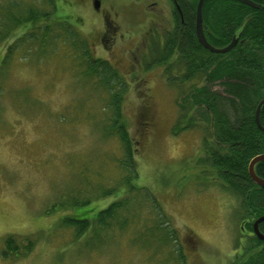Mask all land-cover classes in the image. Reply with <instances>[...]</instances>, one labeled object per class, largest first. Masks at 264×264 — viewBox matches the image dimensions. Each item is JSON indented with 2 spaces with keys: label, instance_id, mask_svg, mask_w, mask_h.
I'll list each match as a JSON object with an SVG mask.
<instances>
[{
  "label": "rangeland",
  "instance_id": "rangeland-1",
  "mask_svg": "<svg viewBox=\"0 0 264 264\" xmlns=\"http://www.w3.org/2000/svg\"><path fill=\"white\" fill-rule=\"evenodd\" d=\"M105 1L113 10L104 22L115 29L106 42L99 39L103 15L86 0H56L53 17L73 25L93 54L113 64L129 83L123 112L137 142L139 177L134 183L149 189L173 219L187 264H240L253 243L252 236L248 241L241 236L242 226L251 232L244 223L248 211L204 162L203 138L213 139L210 126L193 110L189 117L194 123L188 127V116L179 118L177 88L167 85L161 67L145 70L142 65L147 31L159 33L171 26L169 0H155L149 7L154 0L138 7L132 0ZM26 27L0 45V61ZM20 51L0 66V264H147L144 250L132 247L122 233L103 247L88 248L70 227L62 226L65 217L92 221L97 211L121 197L118 189L96 198L117 176L108 151L119 154V146L114 140L105 142L99 121L85 118L86 110L98 109L95 88L74 68L71 55L22 59ZM212 88L220 91L216 84ZM61 113L69 114L66 120L59 121ZM85 182L93 184L85 189ZM64 194L65 202L91 200L46 213ZM7 236L20 246L25 237L33 238L34 245L28 253L21 248L3 258Z\"/></svg>",
  "mask_w": 264,
  "mask_h": 264
},
{
  "label": "trees",
  "instance_id": "trees-1",
  "mask_svg": "<svg viewBox=\"0 0 264 264\" xmlns=\"http://www.w3.org/2000/svg\"><path fill=\"white\" fill-rule=\"evenodd\" d=\"M209 1L203 5V13ZM252 1L259 5L257 9L237 0H215L212 4L223 13L229 7V40L224 38V41L230 42L232 34L242 28L243 37L230 51L212 53L197 43L194 36L197 0H185L182 29L179 31L176 18L173 30H162L161 34L152 30L141 57L145 70L161 67L167 85L177 88L179 118L187 115L188 127L194 123L189 117L193 110L208 122L213 139L209 142L206 134L203 138L204 162L216 171L221 186L247 209L250 219L244 223L251 232L253 222L264 215V187L253 183L247 172L250 160L264 154V132L255 123L256 106L264 98V0ZM56 12V0H0V45L16 29L27 26L24 34L6 46L0 66H7L19 50L22 59L34 54L41 60L57 52L72 56L80 76L87 79L89 87L97 88L92 90V97L96 96L98 109L86 110L85 118L99 121L105 142L116 141L120 151L119 154L108 151L115 159L109 166L117 171V176L96 198L112 196L122 189L121 197L97 211L92 221L65 217L62 226L70 227L74 237L82 238V245L88 248L103 247L122 233L132 247L144 250V263L187 264L173 219L149 189L134 183L139 177L137 142L129 132L123 112L129 83L113 64L93 54L87 40L73 25L55 19ZM215 84L220 91L212 88ZM68 115L61 113L59 121L66 120ZM258 118L264 128V105ZM254 171L264 179V161L257 162ZM85 183V189L93 184ZM65 195L52 203L46 213L57 207L83 206L91 200L72 197L70 203L69 198L64 201ZM257 228L264 235V221ZM251 240L252 247L247 249L248 255L240 264H264V242L255 236ZM33 245V238L25 237L21 247L14 236H7L1 256L8 258L18 254L21 248L28 253Z\"/></svg>",
  "mask_w": 264,
  "mask_h": 264
},
{
  "label": "flooded vegetation",
  "instance_id": "flooded-vegetation-1",
  "mask_svg": "<svg viewBox=\"0 0 264 264\" xmlns=\"http://www.w3.org/2000/svg\"><path fill=\"white\" fill-rule=\"evenodd\" d=\"M198 1V0H197ZM207 0L204 1L203 5L206 3ZM98 2L99 7L96 10L94 8V3ZM141 2H144V0H132L130 3L134 4L135 6H142L143 4H140ZM170 5H171V26L170 28H166L164 30H173L175 28V20L178 18L180 26H179V31L183 27V19H184V10L182 7L184 6L185 8L187 7L185 0H169ZM215 2V0H210L209 1V6L206 7L205 12H202V30L204 37L206 41L211 45H221V46H226L229 44V41L226 42L224 41V38H227L229 40V7L226 8L225 13L223 12H218L219 8L212 6V4ZM87 4H90L92 9L96 11L98 14L103 15V25H102V30L100 32V37L99 39L102 42H106V40H112L113 33H114V28L111 25H108L107 22H104L107 20V15H109L110 10H113V6L111 3L106 2L105 0H86ZM129 3V4H130ZM106 4V6H105ZM155 0L154 2L148 3L146 6L150 5H155ZM144 5V9L146 7ZM141 8V7H140ZM222 10V9H220ZM151 29L147 31V35L151 33ZM162 31L159 32L161 34ZM194 36L196 38V33H195V13H194ZM224 36V37H223ZM220 37H223L220 39ZM243 37L242 35V28H239L236 32L232 34L231 40L236 39L237 41H240L241 38ZM106 39V40H105ZM146 42V41H145ZM197 43H199L197 41ZM237 43V42H236ZM258 226V225H257ZM242 230L245 231V227H241ZM241 233V236L243 237L244 241H248L251 236H254L253 231L249 233Z\"/></svg>",
  "mask_w": 264,
  "mask_h": 264
},
{
  "label": "water",
  "instance_id": "water-1",
  "mask_svg": "<svg viewBox=\"0 0 264 264\" xmlns=\"http://www.w3.org/2000/svg\"><path fill=\"white\" fill-rule=\"evenodd\" d=\"M205 0H198L197 4H196V8H195V33H196V38L197 41L199 42V44L209 50L212 53H219V54H223L226 53L228 51H230L236 44L237 40L234 38L232 39L228 45L222 47V48H215L213 46H211L205 39L204 34H203V30H202V8H203V3ZM238 2L245 4L247 6H250L252 8L257 9L259 7V5L255 2H253L252 0H237ZM99 7L98 2L94 3V8L97 10ZM264 105V98L261 99L257 106H256V110H255V123L257 125V127L264 132V128L260 125L259 122V112H260V108ZM260 161H264V154L255 156L254 158H252L248 164V168H247V172H248V176L250 178V180L255 183L256 185H258L259 187H264V179L259 178L254 171V165L257 162ZM264 221V215L258 217L252 224V231L254 236L260 240L264 242V235L262 233L259 232L257 225Z\"/></svg>",
  "mask_w": 264,
  "mask_h": 264
}]
</instances>
